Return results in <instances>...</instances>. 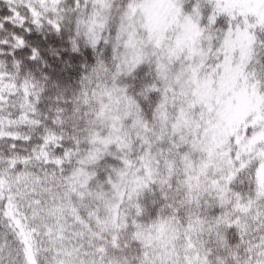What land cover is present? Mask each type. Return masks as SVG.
Listing matches in <instances>:
<instances>
[{"label": "snow or ice", "instance_id": "6c2138e0", "mask_svg": "<svg viewBox=\"0 0 264 264\" xmlns=\"http://www.w3.org/2000/svg\"><path fill=\"white\" fill-rule=\"evenodd\" d=\"M0 264H264V0H0Z\"/></svg>", "mask_w": 264, "mask_h": 264}]
</instances>
